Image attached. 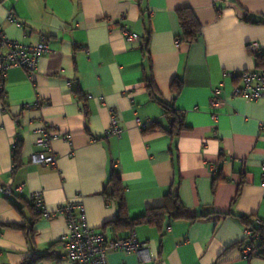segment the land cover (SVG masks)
Listing matches in <instances>:
<instances>
[{
    "label": "crops",
    "instance_id": "crops-1",
    "mask_svg": "<svg viewBox=\"0 0 264 264\" xmlns=\"http://www.w3.org/2000/svg\"><path fill=\"white\" fill-rule=\"evenodd\" d=\"M181 8L202 25L193 41L180 40ZM10 11L20 26L8 20ZM249 18L264 20V0H0V25L11 38L45 37L50 48L34 74L16 67L0 75V188L13 190L10 197L0 190V264L48 251L55 257L34 264H72L59 242L67 220L38 217L36 191L52 211L79 199L92 227L108 237L128 236L131 230L106 225L117 217V204L101 193L112 168L123 180L130 217L166 205L169 193L198 217L137 226L154 262L110 250L109 264H264L262 257L245 258L241 248L243 217L264 221V101L232 95L239 80L225 76L264 68L249 49L257 41L264 55V23ZM123 27L139 38L128 41ZM221 82L226 102L215 121L210 101ZM161 100L183 114L185 128L176 134ZM111 108L121 137L106 135ZM136 117L162 129L145 133ZM44 130L71 135L51 141L58 157L47 167L31 162L32 153L45 150L37 144ZM17 140L22 165L16 169Z\"/></svg>",
    "mask_w": 264,
    "mask_h": 264
},
{
    "label": "built area",
    "instance_id": "built-area-1",
    "mask_svg": "<svg viewBox=\"0 0 264 264\" xmlns=\"http://www.w3.org/2000/svg\"><path fill=\"white\" fill-rule=\"evenodd\" d=\"M8 20L19 26L22 24L14 11L9 12ZM121 33L128 41H135L139 38L137 33L127 27H123ZM179 42L178 39L176 43L179 44ZM249 49L258 54L261 46L257 41H253L249 44ZM49 50V44L45 37H42L37 43H24L11 38L0 25V75L2 78L7 76L10 69L16 67L24 68L29 74H34L38 69L40 59ZM225 76L239 80L232 95L242 96L255 102L264 101V68L228 72ZM223 85L224 83L221 82L215 87L210 101L212 118L215 121L219 117V108L226 102L221 98ZM110 111L112 119L106 135L121 137L124 129L119 124L115 109L111 108ZM156 122L136 117V123L142 131ZM261 126L264 129V119L261 121ZM56 139L70 140L71 135L57 131L48 133L44 130L42 137L37 140V144L45 150L32 153L31 162L44 167L55 165L58 156L52 149L51 141ZM212 173L213 176H216L218 169L214 168ZM262 187L264 190V164L262 165ZM19 189L21 190V188ZM0 190L6 197L13 195V190L9 186L2 187ZM31 198L36 211L45 219L49 220L58 215L65 216L67 232L60 237L59 242L64 250L62 257L72 264H109L107 254L110 250L134 252L138 255L140 262H154L155 255L152 245L146 240L139 239L135 230H132L128 236L108 237L104 231L92 227L88 222L87 212L81 200H67L52 211L48 208L42 191L32 193ZM256 220L260 222L259 219L256 218ZM242 244V253L245 258L260 257L264 253V243H260L259 234L249 226L245 227Z\"/></svg>",
    "mask_w": 264,
    "mask_h": 264
},
{
    "label": "trees",
    "instance_id": "trees-1",
    "mask_svg": "<svg viewBox=\"0 0 264 264\" xmlns=\"http://www.w3.org/2000/svg\"><path fill=\"white\" fill-rule=\"evenodd\" d=\"M180 20L182 22V28L183 33L180 40L185 41H193L195 40L201 33L202 25L198 21L196 15L190 8H181L178 11ZM251 22L254 23H264V20L261 19H248ZM256 59L258 62L259 67H264V55L261 53H258L256 55ZM150 94L154 97H157V89L153 82H149L148 84ZM175 91L178 92L179 88L181 87V81L177 80L174 83ZM161 103L165 109L166 115L170 116L172 118V126L171 132L178 133L182 129L185 128V123L183 119V114L173 108L170 104L164 102L161 100ZM162 129L158 122L155 124L149 126L147 129H145V133L154 132L157 130ZM14 167L17 169L22 165V142L21 140H17L15 146H14ZM108 201H114L117 204V217L106 223L107 226L113 227L114 230H134L137 226L143 225V224H151V225H157L161 226L165 217L169 218H179V217H192L197 218V216H191L188 214L187 208L182 204L179 197L177 195H173L169 193L167 195L168 203L162 207H154L149 209L145 214L132 218L129 216V209L128 204L126 202L125 198V187L123 184V180L118 174L117 170L115 168H112L110 175L108 179L105 182L104 188L101 192ZM33 210L35 211L34 203L32 202ZM36 215L39 217L41 216L40 213L37 211ZM205 216V215H203ZM246 226H249L253 228L258 234L260 238V243H264V221L260 220L257 221L256 219H250L247 217H243ZM258 219V218H257ZM13 228L18 229H25L24 225L19 224H13L10 225ZM31 229V230H30ZM30 232H32V228H29ZM243 243V242H242ZM260 244V245H261ZM243 244H241L242 248ZM54 258L55 255H53L50 251L46 253H36L34 256L28 260H25L22 264H34L37 261L44 259V258ZM262 258H264V253L261 254ZM253 258V257H252ZM251 259V258H250Z\"/></svg>",
    "mask_w": 264,
    "mask_h": 264
}]
</instances>
